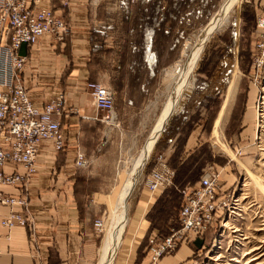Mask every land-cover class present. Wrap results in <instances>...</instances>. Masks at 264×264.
I'll return each instance as SVG.
<instances>
[{"label": "rangeland", "instance_id": "374dc122", "mask_svg": "<svg viewBox=\"0 0 264 264\" xmlns=\"http://www.w3.org/2000/svg\"><path fill=\"white\" fill-rule=\"evenodd\" d=\"M92 2L95 79L113 91L116 118L84 150L88 179L80 189L106 204L100 213L106 224L108 196L138 156L175 74L223 0ZM181 103L134 188L145 186L160 154L175 171L148 213L150 223L165 235L177 228L179 189L213 168L221 190L230 194V209L202 237L182 244L191 251L180 264H264V0H242L206 43Z\"/></svg>", "mask_w": 264, "mask_h": 264}, {"label": "crops", "instance_id": "0c3cea01", "mask_svg": "<svg viewBox=\"0 0 264 264\" xmlns=\"http://www.w3.org/2000/svg\"><path fill=\"white\" fill-rule=\"evenodd\" d=\"M63 18L69 31L63 41L44 36L32 45L22 44L19 54L27 57L20 79L30 100L42 106L52 95L62 93L63 108L57 119L65 148L40 144L36 172L22 185L0 184V190L22 197L24 206L0 205V264H90L98 256L100 233L105 220L104 202L80 189L88 179L86 167L74 164L76 152L92 147L101 126L103 111L97 110L87 88L95 79L92 62V0H38ZM188 141V140H187ZM6 174H25L19 164H5ZM222 189V188H221ZM163 190L149 192L138 187L132 192L128 218L113 264H147L151 229L148 213ZM11 211L27 217L28 226L4 227L1 220ZM109 211V210H108ZM104 220L97 231L93 222ZM191 249L181 245L156 264H180Z\"/></svg>", "mask_w": 264, "mask_h": 264}, {"label": "built area", "instance_id": "2783aa9c", "mask_svg": "<svg viewBox=\"0 0 264 264\" xmlns=\"http://www.w3.org/2000/svg\"><path fill=\"white\" fill-rule=\"evenodd\" d=\"M69 31L67 22L54 11L38 5V0H0V184L18 186L36 172L40 144L49 142L55 151L65 148L64 134L57 116L63 108V95H52L42 106L35 105L20 79L27 57L19 54L22 44L32 45L44 36L63 41ZM87 88L97 110L105 114L101 120L114 123L115 97L113 91L100 82H88ZM22 165L25 174L3 171L5 164ZM89 159L84 150L76 152V167H86ZM175 171L163 155L154 159V167L144 178L146 189L153 193L171 185ZM182 203L178 212V227L166 235L155 233L148 238L147 264H156L163 256L174 252L192 237H202L221 222L230 209V194L221 190L219 174L207 168L196 185L181 188ZM22 197L0 190V205L24 206ZM4 227L28 226L27 217L11 211L1 220ZM93 226L104 227L102 218Z\"/></svg>", "mask_w": 264, "mask_h": 264}, {"label": "bare ground", "instance_id": "6f19581e", "mask_svg": "<svg viewBox=\"0 0 264 264\" xmlns=\"http://www.w3.org/2000/svg\"><path fill=\"white\" fill-rule=\"evenodd\" d=\"M241 1L242 0H223L217 11L209 19L208 24L199 33L195 43L187 54L183 66L179 72L175 74L174 84L165 105L149 135L146 137L138 156L132 160L129 169L124 172L122 180L120 184L114 188L113 194L108 196V218L105 224L104 236L98 250L96 264H113L127 222V202L140 180L144 166L149 160L156 142L169 124L171 117L181 108L183 104L181 100L185 94L190 92L193 86V72L198 66L206 43L221 27L227 25L230 14L233 10L239 8ZM235 79L236 77L234 76L230 89H232ZM221 116L222 113L219 114V119L217 120L214 130V134L218 139L219 136L217 135V131L219 130L217 126Z\"/></svg>", "mask_w": 264, "mask_h": 264}, {"label": "trees", "instance_id": "16d2710c", "mask_svg": "<svg viewBox=\"0 0 264 264\" xmlns=\"http://www.w3.org/2000/svg\"><path fill=\"white\" fill-rule=\"evenodd\" d=\"M199 180V179H198ZM198 180L196 181V182H194L192 185H196L197 184V182H198ZM181 189V188H180ZM179 189V190H180ZM180 193V192H179ZM180 197H181V201L179 202V204H180V206H181V203H182V196H181V194H180ZM159 201V198H158V200L155 202V204L157 203ZM180 206H179V208H178V212H179V209H180ZM175 207H177V205H175ZM178 212H177V219H178ZM151 229H155V230H158V228L151 222ZM156 233H158L157 231H156ZM158 234H161V235H165V234H163L161 231H159V233ZM167 234V233H166Z\"/></svg>", "mask_w": 264, "mask_h": 264}, {"label": "water", "instance_id": "95a60500", "mask_svg": "<svg viewBox=\"0 0 264 264\" xmlns=\"http://www.w3.org/2000/svg\"><path fill=\"white\" fill-rule=\"evenodd\" d=\"M172 117H173V116H172ZM172 117H171V118H172ZM169 123H170V122H169ZM168 125H169V124H168ZM168 125H167V126H168Z\"/></svg>", "mask_w": 264, "mask_h": 264}]
</instances>
